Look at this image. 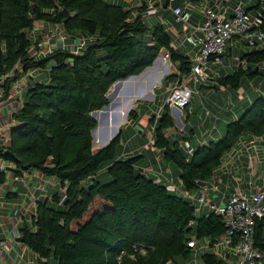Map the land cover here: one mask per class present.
<instances>
[{
    "label": "trees",
    "instance_id": "16d2710c",
    "mask_svg": "<svg viewBox=\"0 0 264 264\" xmlns=\"http://www.w3.org/2000/svg\"><path fill=\"white\" fill-rule=\"evenodd\" d=\"M204 1L159 0L148 6L140 0L129 6L113 0H0L3 99L11 96L22 74L48 72L46 82L29 83L23 99L20 95L22 105L12 113L10 142L0 146V158L12 164L15 176L37 171L56 179L60 189L37 198L30 223L17 228V241L29 251L24 259L35 256L41 264H189L194 256L201 264H226L228 258L236 259L218 245L225 234L222 217L199 211L192 201L168 190L167 179L177 180L188 192L200 189L240 139L264 134V39H254L255 48H239L237 54V42L226 48L223 56L231 55V71L223 68L222 60L211 66L206 81L213 84L199 83L198 90L206 95L199 97L197 107L191 91L178 132L173 131L177 128L165 100L151 108L146 117L150 145L160 152L158 163L170 167V177L163 169L148 172L140 160L143 154L122 157L121 130L99 149L92 144L91 131L98 122L91 113L109 104L107 94L116 81L138 75L161 51L168 53L174 68L161 81L165 99L169 84L186 86L192 80L198 46L193 58L188 49L180 50L165 20H175L172 8L179 6L189 12L187 25L199 26L205 22ZM263 1L245 4L247 13L262 19L261 30ZM207 3L213 8V0ZM197 5L200 14L194 10ZM153 15L157 18L150 21ZM195 15L199 25L190 21ZM39 22L63 35V43L43 56L32 51L39 42ZM79 39L84 44L71 48ZM238 41L251 47L244 39ZM149 108L137 102L127 120L136 122ZM191 239L198 245L207 240L206 249L195 252L187 245ZM236 244L237 237L231 236L228 247ZM253 244L264 249V213L255 219Z\"/></svg>",
    "mask_w": 264,
    "mask_h": 264
},
{
    "label": "built area",
    "instance_id": "2783aa9c",
    "mask_svg": "<svg viewBox=\"0 0 264 264\" xmlns=\"http://www.w3.org/2000/svg\"><path fill=\"white\" fill-rule=\"evenodd\" d=\"M243 0L235 1L232 6L228 0H213V8L204 1L205 22L199 26L192 27V31L185 36V40L193 47L198 46V53L195 56L194 63L191 68L190 77L197 83H203L207 80L205 74L207 70L212 71L211 66L221 63V57L226 52L228 46H234L236 37L238 40L244 39L249 45H254V39H264V30L259 27L262 24V19L259 16L252 17L246 12ZM153 11V9H150ZM172 12L176 15V20L183 21L188 24L189 12L179 6L172 8ZM52 32L57 36V42L63 43V35L60 30L55 27ZM197 33V34H196ZM84 44L83 39L76 41L71 48L77 49ZM51 50V49H50ZM49 50V51H50ZM165 58H169L168 53L164 51ZM238 56H233L234 60H238ZM159 59V56H158ZM158 61V60H157ZM12 75V73H8ZM16 81L13 89L15 90V98L21 99V94L18 92L21 86ZM167 89L169 94L165 102L171 109L181 111L182 108L189 102L191 90L181 84H169ZM18 92V95H17ZM241 93V90H239ZM4 90L0 86V102L3 99ZM182 113V111H181ZM184 147L191 153L192 148L187 141L183 143ZM243 159L244 169L243 178L246 185V192H243L238 185H232L233 180L237 183L241 177L237 175V168L233 165L237 160ZM12 164L0 158V175L5 176V180L14 179L16 182L25 183L24 175L17 177L11 169ZM217 171L198 189L197 195L190 191H185L179 185H176L172 180L167 179V189L177 191L181 196L196 204L197 209L214 211L222 217L225 234L220 238L219 246L226 248L230 255H235L236 259H227L226 264H264V249L258 250L254 247V224L255 219L259 218L264 213V134L259 136H251L248 139H240L239 142L226 153L221 165ZM263 170V171H261ZM227 176V178H226ZM165 178L158 176L157 180ZM231 189L227 195L225 191ZM219 197V200H215ZM16 211V210H15ZM19 211V212H18ZM13 225L16 227L21 211L17 210ZM4 226V225H3ZM231 236L237 237V244L233 247H228V241ZM17 236H13L17 240ZM12 234L9 233L7 238L0 242V264H5L11 260L16 264H41L34 257L24 259L27 248L22 247V252H16L14 258H11L14 242H9ZM207 240H202L198 245L195 239L187 242L188 247L195 252L203 251L207 247ZM223 254V253H222ZM8 257V258H7ZM194 263L197 264V258L194 256Z\"/></svg>",
    "mask_w": 264,
    "mask_h": 264
},
{
    "label": "rangeland",
    "instance_id": "374dc122",
    "mask_svg": "<svg viewBox=\"0 0 264 264\" xmlns=\"http://www.w3.org/2000/svg\"><path fill=\"white\" fill-rule=\"evenodd\" d=\"M138 3L140 0H137ZM248 1V2H247ZM258 0H244V3L250 4H256ZM117 2V1H116ZM233 2H230L229 5L232 6ZM130 6V5H129ZM196 13H201L200 6L197 5V7L194 9ZM256 10V9H252ZM159 17V16H158ZM150 18V16L146 17V20ZM151 20H155L157 18L151 16ZM160 18V17H159ZM202 19H199L201 21ZM149 23V22H148ZM165 23L168 25L169 23H173L170 26L168 25V32L172 37V41L175 46L180 47V50H187V53H189V57H194V50L192 45H190L186 40L185 36L191 32L193 29L186 25L185 23H180L178 26H176L175 20L166 18ZM190 27V28H189ZM235 43L237 42V45L234 47V53H238L239 48H243V50H251L252 48H255L253 46L248 45H239L238 39L234 40ZM264 43V42H263ZM189 47V48H188ZM191 48V49H190ZM199 48H196L198 50ZM223 61V68L226 67L228 71H231V68L229 67L233 61L231 55H225L222 57ZM260 67L264 70V63L260 64ZM40 71L43 69H39ZM174 68L169 62L167 58L164 56V51H161L159 54V59L157 63L152 67L147 69L144 73H142L138 78L136 79H128L123 81L122 86L118 89V91L113 95L111 100L109 101L110 104L114 105L113 107L108 109L107 115H102L99 113L95 118L98 123L99 128V138L100 140L96 141V144H93L94 149H99L102 145L107 143L115 134L118 133L119 130L122 132L123 136V143L119 147V153L122 157H131L133 155H139L143 154L146 156L144 159L140 158L142 162L146 161L144 163L145 166H147L148 172H151L153 170V166H158V162L161 160L160 152L152 147L151 144V133H150V127H147V116L151 112V108L153 107L155 110L161 106L163 101L165 100V96L162 91V78L164 75H167L170 72H173ZM211 72L210 70L206 71ZM212 73V72H211ZM161 76V77H159ZM204 83V82H203ZM206 85H212L213 82L208 80L205 83ZM186 86L192 91V102L195 107H197L198 104H200L199 97H205L206 93L205 90L201 89L198 90L199 82H195L193 79L186 84ZM113 87L110 88L109 94L113 92ZM211 90V89H210ZM213 92V90H211ZM143 93V95H141ZM264 94V90H263ZM156 97L157 101L154 103L153 98ZM139 103H147V105L150 106L149 111L146 115L141 117V119L134 122L132 120V123H129L127 120V115L129 113V110L134 107V105ZM172 109L170 108V111ZM101 114V115H100ZM171 114L174 118V123L176 126V131L178 132V129L180 130L182 128V120L183 114L181 111L179 113H173L171 111ZM179 120V121H177ZM95 140H96V134H95ZM127 145V146H126ZM125 147L127 148L125 151ZM149 158L154 159V163H149ZM168 171V169H167ZM263 171V170H261ZM175 183L178 184V181L175 180ZM194 195H197L198 191L194 190L191 192ZM15 237L17 236V228L14 229ZM22 252V247L20 246V252ZM197 264H201L199 261V258L197 257ZM194 260L191 259L189 264H193Z\"/></svg>",
    "mask_w": 264,
    "mask_h": 264
},
{
    "label": "crops",
    "instance_id": "0c3cea01",
    "mask_svg": "<svg viewBox=\"0 0 264 264\" xmlns=\"http://www.w3.org/2000/svg\"><path fill=\"white\" fill-rule=\"evenodd\" d=\"M113 1L125 2L126 5H132L138 2L137 0H113ZM143 1L147 2L148 6L149 5L154 6L155 3L159 2V0H143ZM252 12L255 13V11ZM190 21L193 24L199 25L198 18L196 17V15L192 17ZM176 22L177 21L175 19V23ZM171 24L173 23H169L168 25L170 26ZM179 24L180 23L177 22L176 26H178ZM36 29L37 32H41L38 33L39 35L37 34L39 40L37 46L39 48L36 46L32 51L43 56L46 53V51H49L50 49L52 50L56 47V45H58L57 36L52 32L54 27L51 24H44L39 22L36 25ZM40 34L42 35L40 36ZM47 76H48V72L46 69H43L41 71L40 70L29 71L26 74H22L21 76H19L17 80L23 86L21 90L22 99L25 92L27 91L26 88L29 83L31 84L36 81L46 82ZM15 96H16L15 90L12 88L11 96L0 102V146L2 147L8 146L10 142V134L14 125L11 118L12 113L22 105V99L17 100ZM99 134L100 133L98 128V130L96 131V141L100 140ZM126 149L127 148L125 147V151ZM144 163H146V161H144ZM149 163L153 164L154 159L149 158ZM145 167L147 168V166ZM235 167L237 168V175L238 177H241V180L238 183L235 180H233L232 185L236 184L243 192H246L247 189L242 175L244 169L243 159L237 160L236 163L233 165L231 171L234 172L233 168ZM159 169H163L164 175L166 174L165 176L170 177V173L168 174V172L170 171V167L168 165L166 166L158 163V166H153V170L156 171ZM24 178H25V183L16 182L12 178L5 180L4 183H0V228L2 229L3 239H6L9 233L12 234V238L9 240V242L11 243L14 242L12 251L10 253L11 258L15 257L16 252L18 253L20 252V243L17 240H14L13 238L14 229L21 226L24 223V221L30 223V218L33 213L34 203L37 198L43 197V195H49L51 194L52 191L55 190L60 191V189H58V183L56 179L51 177L49 178L44 177L42 176L41 173L37 171L26 173L24 175ZM230 191L231 189L225 191V193L228 195ZM215 200L216 201L219 200V197H216ZM15 210L16 211L20 210L22 212L21 217L18 223L16 224V227H14L13 225L15 215H17V212ZM196 263H198V261H196Z\"/></svg>",
    "mask_w": 264,
    "mask_h": 264
},
{
    "label": "water",
    "instance_id": "95a60500",
    "mask_svg": "<svg viewBox=\"0 0 264 264\" xmlns=\"http://www.w3.org/2000/svg\"><path fill=\"white\" fill-rule=\"evenodd\" d=\"M159 56V55H158ZM158 56L155 58V60L153 61V63H152V65L151 66H149V67H146L141 73H139L138 75H132V76H128L127 78H125V79H122V80H118V81H116L113 85H112V87H113V92L112 93H110L109 94V92H108V94H107V99H108V101H110L111 100V98L113 97V95L118 91V89L122 86V83H123V81H125V80H128V79H136V78H138L142 73H144L147 69H149V68H152L156 63H157V60H158ZM114 105H112V104H107L106 106H104L101 110H97V111H93L91 114H92V116H94V117H96L99 113H101L102 115H107L108 114V109L110 108V107H113ZM173 113H179V111H177V110H174V109H172L171 110ZM177 121H179V120H177ZM99 123V122H98ZM97 128H98V124L92 129V131H91V133H92V137H93V141H92V144H95V142H96V140H95V134H96V130H97Z\"/></svg>",
    "mask_w": 264,
    "mask_h": 264
},
{
    "label": "bare ground",
    "instance_id": "6f19581e",
    "mask_svg": "<svg viewBox=\"0 0 264 264\" xmlns=\"http://www.w3.org/2000/svg\"><path fill=\"white\" fill-rule=\"evenodd\" d=\"M160 77H161V76H160ZM142 95H143V93H142ZM110 108H111V107H110ZM97 130H98V128H97ZM97 130H96V131H97Z\"/></svg>",
    "mask_w": 264,
    "mask_h": 264
}]
</instances>
